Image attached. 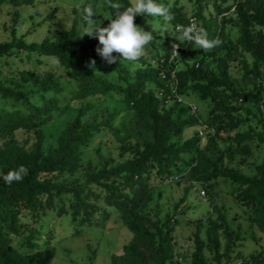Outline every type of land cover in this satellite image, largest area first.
<instances>
[{"label": "rangeland", "instance_id": "1", "mask_svg": "<svg viewBox=\"0 0 264 264\" xmlns=\"http://www.w3.org/2000/svg\"><path fill=\"white\" fill-rule=\"evenodd\" d=\"M237 2L240 0H205L200 5L194 0H158V4L169 9L181 7L190 23L194 20L198 28L207 32L209 40L218 39L223 25V36L216 51H204L194 43L180 41L177 27L163 17L143 15L145 26L135 20L134 23L151 32L154 39L145 47V54L139 61H120L114 53L117 63L109 65L97 53L95 56L74 55L98 77L116 85L104 95L95 94L83 100L75 99L78 83L68 77L56 58L12 49L0 56V85L22 91L25 97L14 100L0 94V111L33 115L36 108H43L46 101L52 100L49 111L34 116L36 127L45 133L43 151L47 152L57 145L60 133L78 114L80 107L88 106L82 122L104 126L82 147V166L75 172L50 174L58 183L80 185L89 173L131 160L130 148L141 150L145 143L152 141L151 132L141 122L138 111L127 104L126 91L135 83L140 69L157 68L163 61L165 70L170 73H184L195 64L208 72L218 73L217 58L220 57L228 61V75L235 89L257 93L252 71L255 59L237 44L240 36ZM89 5L96 14L92 19L100 27H107L110 20L116 18L118 10L109 7L106 0H0V43L14 38L27 43L42 42L53 38L61 29L71 28H76L82 38L89 37L84 35L87 23L81 13V8ZM200 8L203 18L195 16ZM205 21L206 28L203 27ZM252 31L264 34V28L257 24L253 25ZM93 40L96 52L100 45L98 39L93 37ZM173 44L180 45L176 49L178 56L172 54ZM91 60L96 62L94 67L90 66ZM257 68L259 86L264 89V62L258 63ZM27 73L37 78L29 79ZM187 83L185 75L179 83L158 77L153 82H146L141 91L131 92L130 106L138 107L144 95L152 92L163 109L174 107L182 119L196 121L174 141L183 143L196 135L199 151L215 160L219 168L258 176V167L264 163V101L249 102L234 96L217 97L216 94L201 99L195 93L180 94ZM261 95L264 96V91ZM190 106L196 107L194 114ZM105 124L111 128H105ZM113 129L120 131L119 136ZM244 133L250 134L251 138L238 142L236 137ZM121 137H125V141ZM35 140L33 129H20L5 138L0 137V147L15 141L31 148ZM243 145L248 146L249 154L238 153ZM196 157L197 151L193 149L182 157L178 168L169 175H160L155 167H151L144 174L149 194L138 209V215L150 225L158 223L159 226L172 218L174 254L167 264H198L193 257L197 245L205 264H239L253 259L264 250V230L259 223L257 206L236 199L243 186L232 180L217 177L204 181L192 174L190 168L196 164ZM3 176L0 167V177ZM126 180L125 177L115 180L118 191L110 199H105L103 190L92 187V201L98 209L87 221H72L70 194L45 197L42 200L44 206L37 215L23 203L10 207L8 213L2 215L13 246L21 252L51 247L55 252L52 264H112V255L121 252L133 238L112 203L114 199L124 198V194H131ZM2 181L0 178V184ZM185 193V200L179 203ZM59 211L63 213L60 215ZM153 230L156 231L152 226ZM150 246L154 252L156 238Z\"/></svg>", "mask_w": 264, "mask_h": 264}, {"label": "trees", "instance_id": "2", "mask_svg": "<svg viewBox=\"0 0 264 264\" xmlns=\"http://www.w3.org/2000/svg\"><path fill=\"white\" fill-rule=\"evenodd\" d=\"M202 4L205 0H194ZM158 3V0H155ZM113 4L120 6L122 12L130 7L132 0H112ZM169 9V7H167ZM239 14L240 36L237 44L252 55L255 59L254 72L256 80L254 85L257 93L251 91H238L233 87L228 75V61L224 58H217L218 73L208 72L199 64H195L184 73H174L176 82H180L182 75L186 76L188 83L181 89L180 94L187 92L198 94L201 99H207L216 94L217 97L234 96L237 99L249 102H262L259 86L258 63L264 62V34L259 31L253 33V25L257 24L264 28V0H240L236 4ZM218 11L220 9L218 8ZM173 17L169 22L173 27L177 25L189 26L190 19L182 12L181 7L169 9ZM195 16L203 18V11L200 8ZM140 25L145 26L143 15L134 18ZM206 21L203 27L206 28ZM223 36V25L217 35L221 41ZM18 49L27 52H36L40 55L56 58L62 67L66 69L69 78L77 81L78 88L75 99L83 100L95 94L104 95L112 90L114 84L106 79L98 77L92 70L81 63L74 55L85 53L95 56V44L93 37L82 38L76 28L61 29L55 33L53 38H47L42 42L27 43L23 39L0 43V56L6 52ZM216 51L213 47L208 52ZM246 65V63H244ZM166 73V80L171 81V73L165 70L163 61L157 68L140 69L136 81L127 91V98L133 90L141 91L146 82H153L161 77L160 72ZM29 79L37 78L36 75L27 73ZM0 94L4 98L21 100L25 97L19 90L0 85ZM127 104L130 109H136L143 125L151 132L152 141L145 143L140 150L131 149L133 158L126 160L115 167H103L98 171L89 173L84 182L80 185L58 183L50 177L53 173L75 172L82 166V147L86 146L93 133L102 128V124L83 123L82 117L88 106L80 107L78 114L70 120L57 138V145L47 152L43 151L45 133L36 127L34 116L46 113L52 108V100L45 102L43 108H36L33 115H23L17 111H0V137H7L13 132L24 129L34 130L35 142L31 148L10 141L5 147H0V167L5 176L10 171L18 170L23 165L28 169V174L22 181L12 182L10 185L0 184V264H52L55 257L53 248L46 247L43 250L33 252H21L16 249L10 236L6 232L7 223L3 213H8L10 207H16L23 203L25 207L37 215V211L44 206L45 197H60L64 194L72 196L71 218L73 222L87 221L97 212V205L92 201L94 191L92 187L105 192V199L115 197L118 191L117 178L125 177L126 186L131 189V194H124L122 199L113 200L114 207L121 213L122 220L132 232L133 238L123 246L121 252L112 255V264H167L174 254L172 244V218H167L160 226L158 223L150 225L138 215L141 207L149 194L148 185L145 182L144 174L155 167L160 175L172 174L178 168V162L182 157L188 155L193 149L197 151L196 164L192 165L190 171L204 181L213 178L223 177L243 186L242 191L236 195L239 201L251 202L257 206L259 223L264 230V163L258 167V176H246L238 171L221 169L215 160L206 157L199 151V137L192 136L183 143L174 141L186 128L195 124V119H182L174 107L163 109L158 98L149 92L144 95L138 107H131L130 101ZM105 128H111L105 124ZM115 135L119 136V130L113 129ZM251 138L250 134L244 133L236 137L240 143ZM125 141V137H121ZM264 140V139H263ZM246 145L239 147L238 153L249 154ZM187 164L186 161L183 162ZM136 182V183H135ZM186 193L179 201L182 203ZM63 212L59 211L61 215ZM152 226L156 231H152ZM157 239V247L154 252L150 246L153 239ZM198 243V239H196ZM217 239L215 238V245ZM217 248V246H216ZM194 261L198 264H205L200 246L197 245L193 253ZM264 262V250L251 260L239 264H261Z\"/></svg>", "mask_w": 264, "mask_h": 264}, {"label": "clouds", "instance_id": "3", "mask_svg": "<svg viewBox=\"0 0 264 264\" xmlns=\"http://www.w3.org/2000/svg\"><path fill=\"white\" fill-rule=\"evenodd\" d=\"M109 7L117 9L115 19H111L107 27H100L92 17L95 14L92 7L81 8V13L87 23L84 35L95 37L99 41L96 53L107 64L117 63L118 54L120 61L137 62L145 54V47L153 41L151 32L144 31L134 23L137 15H146L148 17H163L165 21H170L173 17L170 15L169 9L163 4H158L155 0H132L130 7L122 12L119 11L120 6L113 4L112 0H106ZM177 31L181 34L180 41L194 43L198 49L209 51L213 47L218 46L221 41L219 39H208V34L203 28H198L193 20L189 26L185 27L177 25ZM102 46V47H101ZM180 45L173 44L172 54L178 56L176 49ZM95 60L90 61V66H95ZM101 74V73H100ZM28 174V169L21 165L18 170L10 171L6 176L0 177L4 183L22 181L24 176Z\"/></svg>", "mask_w": 264, "mask_h": 264}, {"label": "built area", "instance_id": "4", "mask_svg": "<svg viewBox=\"0 0 264 264\" xmlns=\"http://www.w3.org/2000/svg\"><path fill=\"white\" fill-rule=\"evenodd\" d=\"M196 26L198 27L197 23H196ZM160 75L162 76V78H164V79L166 78V73L164 71H161ZM171 81L174 82V83L177 81L176 78H175V74L174 73H171ZM190 107H191L192 114H194L196 112L195 111L196 107H192V106H190Z\"/></svg>", "mask_w": 264, "mask_h": 264}]
</instances>
